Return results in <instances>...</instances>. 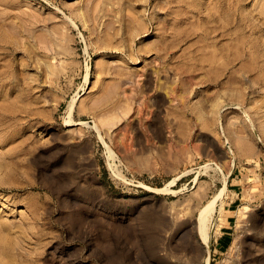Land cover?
<instances>
[{"label": "rangeland", "instance_id": "1", "mask_svg": "<svg viewBox=\"0 0 264 264\" xmlns=\"http://www.w3.org/2000/svg\"><path fill=\"white\" fill-rule=\"evenodd\" d=\"M206 257L264 264V0H0V264Z\"/></svg>", "mask_w": 264, "mask_h": 264}, {"label": "bare ground", "instance_id": "2", "mask_svg": "<svg viewBox=\"0 0 264 264\" xmlns=\"http://www.w3.org/2000/svg\"><path fill=\"white\" fill-rule=\"evenodd\" d=\"M209 5V4H208ZM208 8V6H207ZM210 10H212V8H210ZM211 15V13H210ZM70 121V120H69ZM70 123V122H69ZM73 123V122H72ZM78 124V123H81V122H75L74 124ZM107 148V151H108V156L110 157H113V156H116V154L113 152L112 149H110L108 146L106 147ZM171 181H169L168 183H171ZM215 198L216 197H213L211 200L207 201L206 204H204L202 206V208L200 209L199 211V216H198V231L200 233V236L203 240H208V231H207V221L209 219V216L211 215V213L213 212L214 210V202H215ZM210 263V259L209 257H206L205 258V264H209Z\"/></svg>", "mask_w": 264, "mask_h": 264}, {"label": "crops", "instance_id": "3", "mask_svg": "<svg viewBox=\"0 0 264 264\" xmlns=\"http://www.w3.org/2000/svg\"><path fill=\"white\" fill-rule=\"evenodd\" d=\"M225 234H227V232H225ZM225 240H226L225 237H220V239H219L220 244H223Z\"/></svg>", "mask_w": 264, "mask_h": 264}]
</instances>
